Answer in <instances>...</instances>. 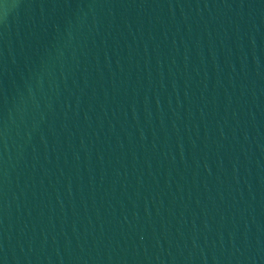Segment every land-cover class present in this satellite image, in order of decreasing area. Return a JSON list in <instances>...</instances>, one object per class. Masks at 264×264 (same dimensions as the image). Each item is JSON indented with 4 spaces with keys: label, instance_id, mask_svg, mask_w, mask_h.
Returning a JSON list of instances; mask_svg holds the SVG:
<instances>
[{
    "label": "water",
    "instance_id": "obj_1",
    "mask_svg": "<svg viewBox=\"0 0 264 264\" xmlns=\"http://www.w3.org/2000/svg\"><path fill=\"white\" fill-rule=\"evenodd\" d=\"M0 264H264V0H0Z\"/></svg>",
    "mask_w": 264,
    "mask_h": 264
}]
</instances>
